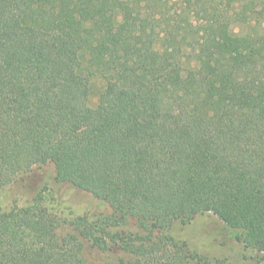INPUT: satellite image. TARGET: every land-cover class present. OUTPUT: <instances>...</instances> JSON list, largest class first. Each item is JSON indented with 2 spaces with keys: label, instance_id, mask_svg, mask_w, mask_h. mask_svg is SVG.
<instances>
[{
  "label": "trees",
  "instance_id": "16d2710c",
  "mask_svg": "<svg viewBox=\"0 0 264 264\" xmlns=\"http://www.w3.org/2000/svg\"><path fill=\"white\" fill-rule=\"evenodd\" d=\"M15 186L0 264H224L171 234L206 213L264 252V0H0Z\"/></svg>",
  "mask_w": 264,
  "mask_h": 264
},
{
  "label": "rangeland",
  "instance_id": "374dc122",
  "mask_svg": "<svg viewBox=\"0 0 264 264\" xmlns=\"http://www.w3.org/2000/svg\"><path fill=\"white\" fill-rule=\"evenodd\" d=\"M129 36L125 35V40ZM100 82L96 80L89 104L96 107L99 102ZM47 182L54 176L52 168L47 172ZM18 186L10 187L0 194V206L9 209L14 205L20 195ZM28 199H20L19 205L28 204ZM63 207L58 210L62 218L70 219L93 210H106V207L97 201L88 198H77L72 194H66ZM171 234L178 240L188 243L189 248L209 258L213 262L224 264H264V252L247 248L236 239V232L226 226L211 213L199 214L186 225L177 222Z\"/></svg>",
  "mask_w": 264,
  "mask_h": 264
}]
</instances>
